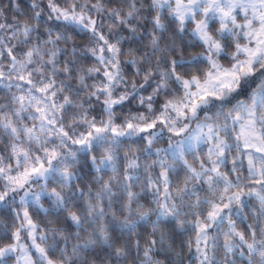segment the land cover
Returning <instances> with one entry per match:
<instances>
[{
    "label": "snow or ice",
    "instance_id": "snow-or-ice-1",
    "mask_svg": "<svg viewBox=\"0 0 264 264\" xmlns=\"http://www.w3.org/2000/svg\"><path fill=\"white\" fill-rule=\"evenodd\" d=\"M0 264H264V0H0Z\"/></svg>",
    "mask_w": 264,
    "mask_h": 264
}]
</instances>
